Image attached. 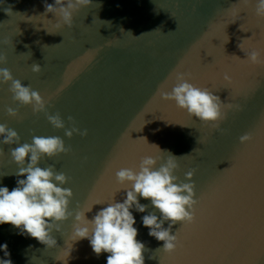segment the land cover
Masks as SVG:
<instances>
[{
  "label": "water",
  "instance_id": "1",
  "mask_svg": "<svg viewBox=\"0 0 264 264\" xmlns=\"http://www.w3.org/2000/svg\"><path fill=\"white\" fill-rule=\"evenodd\" d=\"M45 3L54 0H0V54L7 56L0 68L38 91L47 113H59L65 128L71 116L87 135L65 137L44 113L14 103L10 83H0V124L14 129L21 144L58 136L71 149L42 157L38 166L53 164L68 177L63 187L73 192V216L51 233L52 249L0 225V244L7 243L13 264H106L107 253L97 257L87 239L74 241L75 212L100 202L85 213L91 220L114 195L123 202L121 189L130 186L116 183V171L138 170L146 155L159 157L158 168L169 154L180 157L177 183L188 182L185 173L195 169V218L172 226L179 243L166 253L141 220L159 212L138 198L148 206L144 213L132 210L144 264H264V63L237 58L254 49L264 54V20L254 14L255 0L246 8L238 0H92L73 13L72 28L45 15ZM33 63L41 65L39 73L31 71ZM177 72L219 96L226 114L219 128L160 98L157 90L170 92ZM9 107L18 109L17 117L7 115ZM245 133L253 140L241 144ZM17 146L0 144V187L9 191L25 178L16 176L10 157Z\"/></svg>",
  "mask_w": 264,
  "mask_h": 264
},
{
  "label": "clouds",
  "instance_id": "2",
  "mask_svg": "<svg viewBox=\"0 0 264 264\" xmlns=\"http://www.w3.org/2000/svg\"><path fill=\"white\" fill-rule=\"evenodd\" d=\"M92 0H54V4L45 3V15L53 14L59 17L64 26L72 28L73 13L80 8L88 7ZM252 0H238V4L246 8ZM232 7V6H231ZM11 15V7L4 9ZM242 12L237 10V15ZM254 14L264 20V0H255ZM234 20L232 23H234ZM57 27L60 24L57 23ZM52 34V33H50ZM6 43V41H5ZM227 43V42H226ZM27 47V46H26ZM240 48V45H239ZM242 51V49L240 48ZM252 64L264 63V54L257 50L244 53V57ZM7 63V56L0 54V64ZM33 73L41 71V65H31ZM185 73L177 72L176 83L170 92L163 91V86L157 90L162 100L174 101L177 108L184 110L191 117L219 128V122L225 119L223 102L219 96L214 95L208 88H200L188 82ZM225 80L231 78L225 74ZM0 83L9 84L8 91L12 94L14 103L20 106H31L33 114L44 113L48 122L54 129H63L64 136L72 138L73 134L84 137L87 129L80 130L75 126L73 117H67L72 126L65 128L64 120L59 113L49 115L48 103L38 91L26 86L20 80L14 79L10 70L0 68ZM231 108L232 105H227ZM239 106H237L238 108ZM9 117H17L18 109H6ZM0 144L19 145L10 150L12 162L17 165L16 187L11 191L7 187H0V225L10 224L19 229L18 235H27L43 244L46 249L56 247V240L51 233L61 231V223L66 221L73 213L69 211V204L73 197L71 189L63 187L68 177L63 172L55 171V165L49 164L42 168L38 166L42 157L53 158L61 154H68L70 147H66L64 140L58 136H33L31 143H20L18 133L6 124H0ZM253 140L251 133L239 137L241 144ZM199 138L197 143H199ZM158 147V146H157ZM197 149H193L196 151ZM0 154L2 149H0ZM180 157L169 154L164 163L156 167L159 157L146 155L141 158L138 170L122 167L115 173L118 185L130 186L121 190L126 192L123 202L107 203L106 207L96 212L89 220L85 213L91 212L94 205L86 211H76L74 215L73 235L74 241L87 239L93 253L98 257L107 253L106 264H144V243L136 239L138 230L134 227L136 220L132 210L144 213L147 205L141 204L139 199L150 200L151 206L159 212V217L152 212L141 217L142 225L147 228L148 235L157 241L163 242L162 250L173 253L178 246V236L172 234V226L176 223L191 224L194 221L195 183L192 177L195 169L185 173L188 182L177 183L178 177L174 175L178 168L177 160ZM139 198V199H138ZM168 222V227L164 223ZM0 252L4 257L0 264H13L8 251L7 243L0 244Z\"/></svg>",
  "mask_w": 264,
  "mask_h": 264
}]
</instances>
